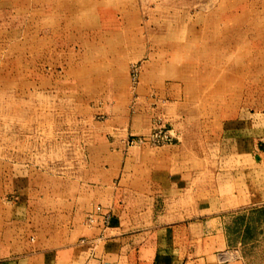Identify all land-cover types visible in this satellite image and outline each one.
<instances>
[{
    "label": "rangeland",
    "instance_id": "1",
    "mask_svg": "<svg viewBox=\"0 0 264 264\" xmlns=\"http://www.w3.org/2000/svg\"><path fill=\"white\" fill-rule=\"evenodd\" d=\"M74 206L219 218L220 253L264 264V0H0L1 243L62 246Z\"/></svg>",
    "mask_w": 264,
    "mask_h": 264
},
{
    "label": "crops",
    "instance_id": "2",
    "mask_svg": "<svg viewBox=\"0 0 264 264\" xmlns=\"http://www.w3.org/2000/svg\"><path fill=\"white\" fill-rule=\"evenodd\" d=\"M156 174L151 173L150 177ZM165 176L164 181L150 179L152 195L155 194L152 202H156L157 193L168 197L167 202L176 197L174 173ZM77 210L74 206L70 222L74 230L66 233L60 247L43 248L40 244L17 253L15 245L2 244L4 238L0 236V264H245L237 251L220 253L226 242L219 230V218L210 221L215 224L210 229L204 222L206 218H202L198 224L182 219L128 231L124 216H119L102 232L86 226ZM10 234L14 233L9 231L7 239Z\"/></svg>",
    "mask_w": 264,
    "mask_h": 264
},
{
    "label": "built area",
    "instance_id": "3",
    "mask_svg": "<svg viewBox=\"0 0 264 264\" xmlns=\"http://www.w3.org/2000/svg\"><path fill=\"white\" fill-rule=\"evenodd\" d=\"M105 224H107L108 223V218H106V221L104 222ZM230 257V256H229ZM231 259H235L236 257H230Z\"/></svg>",
    "mask_w": 264,
    "mask_h": 264
}]
</instances>
